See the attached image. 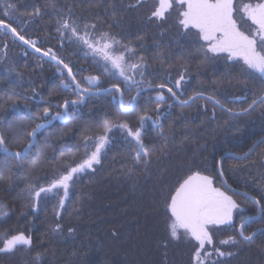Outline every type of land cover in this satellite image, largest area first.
Segmentation results:
<instances>
[{
  "label": "trees",
  "instance_id": "1",
  "mask_svg": "<svg viewBox=\"0 0 264 264\" xmlns=\"http://www.w3.org/2000/svg\"><path fill=\"white\" fill-rule=\"evenodd\" d=\"M252 1L255 0L235 3ZM7 3H13L16 10L7 9ZM133 5L136 0H0V20L18 31L23 29L26 38L37 39L64 55L83 75V68L89 70L91 66L63 46L57 32V21L73 18L75 12L85 22L95 24L98 31L135 47L152 68H163L158 80L175 81L178 64L182 63L201 88L212 79L218 83L204 93L225 108L239 112L248 107L259 82L246 78V66L241 70L243 88L237 87V62L230 66V73L216 74L215 69L220 66L208 64L198 50L203 43L197 36L184 45L182 36L178 38L167 20L149 19L157 1L144 0L142 5ZM34 8L40 10L39 15H29ZM5 11L8 16L3 15ZM66 98L77 97L61 86L54 65L33 57L0 29V130H14L9 132V148L16 151L26 145V134L43 120V108L56 112ZM139 108L125 113L106 95L86 97L70 109L69 123L55 122L41 130L24 168H13L11 183L0 181V246L5 237L19 233L31 237L32 243L17 246L12 252H0V264H195L197 242L186 237L183 230L178 239L171 238L165 203L177 179L186 175L188 169L210 175L214 185L232 195L239 205L233 212L234 227L213 229L214 246L226 255L214 253L206 264H264V231L253 243L241 241L237 232L241 219L259 214L256 221L264 230V214L260 212L264 207V140L253 148L264 138V107L234 117L212 102L201 108L174 104L162 121L163 135H158L160 129L151 125L144 130L143 137L152 152L148 165L134 163L131 139L116 130L109 136L101 163L74 180L63 209L59 207L62 190L42 193L38 202L28 195L32 191L28 183L36 188L46 185L61 170L58 161L62 156H84L78 149L85 130L98 132L106 121L123 120L136 128L138 117L144 115ZM154 108L153 102L149 112L152 116H156ZM17 135L26 137L23 145L14 138ZM37 156L45 159L47 166L32 176L29 173ZM3 164L4 154L0 153V175H7ZM223 179L240 195L228 191ZM252 197L261 203L258 205ZM229 236L239 242L220 243Z\"/></svg>",
  "mask_w": 264,
  "mask_h": 264
},
{
  "label": "snow or ice",
  "instance_id": "2",
  "mask_svg": "<svg viewBox=\"0 0 264 264\" xmlns=\"http://www.w3.org/2000/svg\"><path fill=\"white\" fill-rule=\"evenodd\" d=\"M143 3L144 0H136V5H142ZM6 8L13 11L16 10L13 3H7ZM174 8H178L179 15L176 22L182 32L186 35H196L199 40L204 42L203 45H199L198 50L203 53L205 59H208V54L211 53L213 56L225 54L226 60L242 61L248 70L246 78L259 82V89L252 94L248 107L241 109L239 112L225 108L219 100L212 96L207 97V99L211 100L213 104L219 105L234 117L247 114L258 107H264V0H257L255 3H244L239 9L235 6V0H158V4L151 12L149 19L166 21L167 15ZM238 11L242 12L244 17L251 21V25L255 27L247 32L241 30L234 15ZM69 12H71V9H69ZM39 14L40 10L38 8H34L33 12L29 13V15ZM3 15L8 16L9 12L5 11ZM57 23L59 24L57 32L62 38L65 37L66 33H70L69 39L74 38L93 55L100 56L104 61L110 63L112 68L116 69L126 81L133 80V77L129 75L130 72L140 70V74L143 75L144 58L127 56L126 54L133 53L134 49L121 44L120 41L110 36L107 32L100 33L98 36L95 35L94 31H90V29L95 30V24L84 23L81 27L70 16L58 20ZM0 29L8 30L16 39L35 49L36 52H41V49L37 47V41L20 35V32L15 27L5 23L4 20H0ZM193 29L195 34L191 32ZM117 45L123 51H120L116 47ZM42 55L56 61L57 65L62 64L63 68L67 70V75L71 77L72 82L75 84L74 91L77 98L64 100L62 107L65 111L63 113L57 112L55 116L47 120L50 123L51 119H59L67 124L70 122L69 106L83 103L86 99L85 93L90 94L91 87L98 84L99 79L96 76H89L86 78L89 87H82L80 82L76 80L70 65L64 63L51 49L43 52ZM85 55H88V52H85ZM57 71L63 75L60 68ZM186 72L187 68L182 67L179 77L174 82L176 89H180L182 82H186ZM62 85L64 88L71 87L70 84L63 81ZM114 87H116L117 91H120L118 86L114 85ZM148 87H152V85L149 84ZM157 87L164 89L166 85L161 83ZM166 90L174 99H179L177 92L173 91L172 87H167ZM181 95L183 94L181 93ZM202 96V92H196L187 100H181L180 102L187 104L189 100H195L197 97ZM8 99L12 100L13 98L8 97ZM157 99L158 101H164L163 93H158ZM121 107H123V99H121ZM129 109L134 111V105L130 104L125 111H129ZM157 111H159V108H157ZM37 116H39V113H37ZM43 117H49V107L43 108ZM138 119L139 126L136 128H132L127 120H123L118 122L106 121L98 132L90 129L85 130V133L81 136L78 149L83 151L84 156L80 159L75 158V153L65 154L67 156L66 159L62 156L58 161V167L61 170L56 172L46 185L36 188L31 183H28V188L32 189L28 195L38 202L42 193L47 194L53 192V190H62L63 197L60 199L59 207L63 209L74 180L86 171H94L95 166L101 163V157L105 154L104 150L110 143L108 133L113 128L122 129L126 132L127 137H131L129 143L135 153L132 157L134 163L140 164L142 162L148 165L151 162V146L146 143L142 131L145 122L152 120V117L144 114L140 115ZM152 123L160 129L158 135H163V128L159 125L158 119L152 120ZM43 127L44 124L36 123L35 127L26 134L27 137H30L27 144L21 146L17 151H12L8 146L9 132H14V130H0V153L4 154L3 166L7 169V175H0V181L11 183L15 174L13 168H24L25 163L31 159L32 149L36 144V135ZM14 138L19 144L23 145L26 137L17 135ZM133 141L134 144H132ZM52 159L55 158L53 157ZM13 162L15 163L13 164ZM46 166L45 159L37 156L32 161L29 174L34 176L37 171ZM220 175H223L222 171ZM24 178L27 179V177ZM252 199L258 205L261 203L255 197H252ZM165 203L166 211L170 214L169 232L171 238L178 239L180 230H183L186 237L197 242L198 246L194 253L195 264H206L214 253L221 257L226 255L224 251L214 246L213 229L224 225L234 227L233 212L239 205L232 195L214 185V180L210 175L204 174L198 169H188L186 175L177 179L174 189L168 194ZM33 207L35 209V205ZM260 212L264 214V207L260 208ZM251 219L253 217H246L240 220L239 236L240 240L245 243H253L257 235L256 231L245 234V226ZM56 230H59V225H57ZM238 242L235 236H229L227 239L220 241L223 245L237 244ZM31 243V237L23 233L15 234L3 239L0 252H12L17 249V246H31ZM206 246L212 247L209 249ZM202 253L203 256L201 255ZM228 255H231V253H228Z\"/></svg>",
  "mask_w": 264,
  "mask_h": 264
},
{
  "label": "flooded vegetation",
  "instance_id": "3",
  "mask_svg": "<svg viewBox=\"0 0 264 264\" xmlns=\"http://www.w3.org/2000/svg\"><path fill=\"white\" fill-rule=\"evenodd\" d=\"M246 3H249V2H246ZM241 5L242 4L235 3V6L238 9L240 8ZM178 15L173 13L174 20H171V24L173 26V29L175 30V34L178 35V38L180 36H182V38H181V43L182 44L185 45L186 43H191V41L194 39V36H196V35H186V34H184L182 32L180 26L176 22ZM234 15H235V18L237 20L238 26L240 28H243L244 31L247 32L250 29H252V28L255 27V26L251 25V21L247 20L246 17H244V14L242 12H239L238 11ZM84 23H87V22L84 21ZM4 31H6L8 33V35L10 36V40L11 39L14 40L13 37H12V35L7 30H4ZM18 32H20V35H23L25 37L23 31L22 32L21 31H18ZM103 32L104 31H102V30L98 31L97 28H95V30H94V34L97 35V36L100 33H103ZM191 32L193 34H195V30L194 29L191 30ZM110 36H112V35H110ZM58 37L60 39V34L59 33H58ZM27 39H31V38H28L27 37ZM197 39H198V37H197ZM31 40H36L37 41V47H39L41 49V51H43V52H45L46 49H52V48L44 45L43 43H41V41H39L37 39H34L33 38ZM60 40H61L62 45L65 46L64 41H62V39H60ZM199 41L204 44L203 41H201V40H199ZM124 45H127V46H129L131 48L133 47L130 44H124ZM23 47L33 57L36 56L39 59H42V60H45L47 62L52 63L54 65V72L60 78V84H62V81L61 80H63V82L68 83L70 85L72 84L70 77L67 75V73L64 72V70L59 65H57L54 62H52L50 59L43 58L42 56H40L39 54H37L36 51H33L31 49H28L25 46H23ZM83 47H85V46H83ZM116 47L119 50H121V48H119V45H117ZM133 48L135 50V47H133ZM52 50L55 52V54L57 55V57H59L61 60L64 61V63H67V64L70 65V67L72 68L73 74L76 76V80L78 82H80L81 86L82 87H88L87 86L88 85L87 82H85V79H86L85 75L87 76V74L80 75V73L76 70V68H73V65L69 61H66V57L64 55L59 54L54 49H52ZM88 52H90V51L88 50ZM177 53H178L177 56L180 57V51L179 50H178ZM138 56L140 57L139 54H138ZM93 57L95 58V60H98L99 66L101 68H103L102 69V71H103L102 74L99 73L98 70H97L98 72L96 73L97 74V77L99 79V83H100L99 84V87H98V90L101 91V90H103L105 88L114 87V85L118 86L119 89H120V91H113V92H109V93H103V95L108 96L111 99L112 104H114V105L117 104L119 106V108L121 109V111L122 112H125V113H127L129 111H132L131 109H129V111H127V112L125 111V109H128L129 105L132 104V105H134V108L140 107L139 110L141 112H143L144 114L151 115V114H149V112L152 111L153 102L155 104L154 113L156 114V116L160 113V111L161 112L162 111H167L168 113H170L171 110L173 109L174 104L180 105L182 107L183 106H189V105H192V106L195 105L196 108L197 107H200V108L201 107H205V105H206L207 102H212L211 100H208L206 97L205 98H202V97L196 98L195 100H192L191 102H188L187 104H182L180 101L181 100H187L189 97L193 96L196 92H202L204 96L206 95L207 97H209V95H207V94L204 93V90L214 89L215 86H219L218 83L214 79H212V80H210V84H207L206 87L204 86V87L201 88L199 86V84H198L197 78L195 76L191 75V71L189 72V70H187V72L185 73L186 82H182L181 88L180 89H176L175 88V83H174L175 81H172V80H169V79L168 80L160 79L159 81H157V80H155V77H153V76L151 77L150 75H148L146 73V71H145V70H147L146 69L147 68V64H149L147 60H146L147 63L144 65V68H143V75L140 74V70H136L135 72H130L129 75L133 77V80L126 81L124 79V77H122V76L119 75V72L116 69H113L112 68V66H111L110 63L104 61L100 56L93 55ZM207 61H208V64L211 67H213L214 64L216 66L217 65L220 66L219 68H216L215 69L216 74H226V73H230L231 72L230 66H234L236 64V62H237L238 69L237 70L235 69L236 71H234V72H238V76H240L239 77L240 82L237 84V87L243 88L242 87L241 70H243V67L242 66H244V65H243V62L242 61L226 60L225 59V54H221L219 56H213V54H211V53L208 54ZM218 61H221V64H218ZM130 62H135V61H130ZM178 65H179L178 66V69H179V74H180V71H181V68L183 67V65H182V63H179ZM58 68H60L62 70L63 75L61 74V72L57 71ZM191 70H192V68H191ZM88 76H91V75L89 74ZM112 76H114V78H112ZM178 77H179V75L177 76V78ZM154 82H159L157 85L163 83V84L166 85V88L161 89V88L157 87V85H155ZM149 84H151L152 87H148ZM62 87H63V85H62ZM167 87H172L173 88V91L177 92V96L179 97V99H174L171 96V94L167 92V90H166ZM74 88H75V86L72 84L70 88H64V89L67 90V91H70L72 93H75ZM158 93H163V95H164V101H158V99H157ZM181 93L183 95H181ZM103 95L102 94H100V95H97V94L96 95L95 94L86 95L85 94L86 97H92V96L102 97ZM133 98H135V99L133 100ZM121 99H123V107H121ZM152 99H153V102H152ZM156 105H158L157 108H159V111H157ZM169 105H171V107H169ZM163 119L161 120V122H160L159 125L162 124ZM61 122H63V121L61 120ZM146 122H145V125H144V128H143V131H142V135L144 133V130L147 127V125H146L147 123ZM150 125L152 127H154V128H158V127L154 126L153 123H151ZM116 130H122V129H116ZM116 130H114L113 132H111L109 134V136L112 133L116 132ZM126 137H127V135H126ZM129 138L131 139V137H129ZM251 151L252 150H250L249 152H251ZM222 181H223V184H224L225 188L228 191L234 192L232 189L229 188L227 182L224 181V179ZM235 194L240 195L239 193H235ZM256 216L257 215L252 216L253 219H251V220H249L247 222V224L245 226V234H249V233H251L253 231H256L257 232V235H259L260 233H262V231H264L262 228L259 227V225H258V223L256 221L257 220V217ZM251 222H253V224H249ZM237 232L239 234V228H238V231Z\"/></svg>",
  "mask_w": 264,
  "mask_h": 264
},
{
  "label": "rangeland",
  "instance_id": "4",
  "mask_svg": "<svg viewBox=\"0 0 264 264\" xmlns=\"http://www.w3.org/2000/svg\"><path fill=\"white\" fill-rule=\"evenodd\" d=\"M154 1H157V4H158V0H154ZM255 2H257V0H255V1H252V3H255ZM173 13L174 14H179V11H178V8H174L168 15H167V21L171 24V20H174V16H173ZM73 18H71L72 20H75L77 23H79L80 25H81V27L83 26V24H84V21L82 20V18H81V16H79L78 14H76L75 12H73ZM173 18V19H172ZM168 25V24H167ZM59 27V26H58ZM241 30H243V28H241ZM90 31H94V30H92V29H90ZM70 36V33H66V35H65V37H61L60 36V39H62V41H64V44H65V46H66V48L67 49H70V50H72L73 52H76V56L78 57L77 59L78 60H83V61H86L91 67H89V70H87V68H83V72H85V73H82V74H87V76L85 75V77L87 78V77H89L88 75L90 74L91 76H97V72L99 71V73H103V71H102V69L103 68H101L100 66H99V62H98V60H95V58L93 57V55H92V53L91 52H88V49H86L85 47H83V45L81 44V43H79L78 41H76L74 38H72V39H69L68 37ZM112 37H114V36H112ZM115 39H117V37H114ZM118 40V39H117ZM119 41V40H118ZM133 48V47H132ZM134 49V48H133ZM120 51H123V49H121ZM85 52H88V55H85ZM127 56H129V57H132V56H136V57H139L138 56V53H137V51H136V49L134 50V52L133 53H131V54H126ZM68 57L70 58V59H72L73 57L72 56H70V55H68ZM141 57V56H140ZM144 61H145V64L147 63L146 62V59L144 58ZM148 61V60H147ZM73 63V62H72ZM149 63V62H148ZM92 67H94V69L95 70H93L92 69ZM147 70H145L146 71V73L148 74V75H150L151 77L153 76V77H155V80H157V81H159L158 80V78H159V76H160V74H162V72H163V68H161V67H151L150 66V64H147V68H146ZM158 69V70H157ZM98 70V71H97ZM157 72H156V71ZM89 71H91V72H89ZM105 74V73H104ZM111 74V73H110ZM112 78H114V76H112ZM61 81H63V80H61ZM59 82H60V78H59ZM159 82H154V84L155 85H157ZM72 85V84H71ZM61 86H62V84H61ZM67 99V98H66ZM74 99H76V98H74ZM70 100H73V99H70ZM62 105H63V103H61L60 104V106H59V110L58 111H52V110H50V108H49V117L48 118H45V117H43V120L40 122V123H42V124H47L48 122H47V120H49L52 116H55L56 115V113L57 112H60V113H63L65 110H64V108L62 107ZM157 106L158 105H156V108H157ZM70 107V109H73L74 107H76V105H70L69 106ZM168 112L167 111H160V113L157 115V116H152V115H149V116H151L152 117V120H157L158 119V123L160 124V122H161V120L165 117V116H168ZM69 119H70V117H69ZM52 120V119H51ZM152 120H149V121H147L146 123V125H147V127H149L150 126V124L152 123ZM55 122H58V123H60L61 122V120H59V119H57L56 121H54L53 123H55ZM116 122H118V121H116ZM53 123H51V124H53ZM61 123H64V121L63 122H61ZM51 124H49L48 126H44L43 128H41L40 130H39V132L37 133V135H36V140H37V137H38V134L41 132V130L42 129H46L47 127H49ZM123 134H125V135H127L126 134V132L124 131V130H120ZM29 139H30V137H29ZM37 142V141H36ZM17 151V150H16ZM2 216V210H0V217Z\"/></svg>",
  "mask_w": 264,
  "mask_h": 264
},
{
  "label": "water",
  "instance_id": "5",
  "mask_svg": "<svg viewBox=\"0 0 264 264\" xmlns=\"http://www.w3.org/2000/svg\"><path fill=\"white\" fill-rule=\"evenodd\" d=\"M4 30H6V29H4ZM8 31V30H7ZM9 32V31H8ZM10 33V32H9ZM11 34V33H10ZM12 35V34H11ZM13 37V36H12ZM13 39L15 40V41H17V42H19L21 45H23V46H25V47H27L28 49H31V50H33V51H35V49H33V48H30L28 45H26V44H24L22 41H20L19 39H16L15 37H13ZM36 41V40H35ZM48 49H46L45 51H47ZM52 50V49H51ZM53 51V50H52ZM54 52V51H53ZM42 53H43V51H41V52H37V54H39L40 56H42L43 58H47V59H50L49 57H47V56H43L42 55ZM55 53V52H54ZM51 60V59H50ZM52 62H54V63H56V61H54V60H51ZM57 64V63H56ZM63 70H64V72L65 73H67V70L66 69H64L63 68V65L61 64V65H59ZM97 77V76H96ZM70 79H71V77H70ZM85 82H87V80L85 79ZM71 83L75 86V84L72 82V80H71ZM99 82H98V84H96L95 86H93V87H91V92H90V94L89 93H85L86 95H92V94H97V95H100V94H102L103 95V93H109V92H113V91H117L116 90V87H109V88H105V89H103V90H98V87H99ZM88 87H89V85H87ZM207 98V96L205 95H203L202 96V98ZM197 98H200V97H197ZM192 100H189V102H191ZM219 106V105H218ZM220 107V106H219ZM224 110V109H223ZM228 112V111H227ZM50 114V113H49ZM248 114V113H247ZM242 115H245V114H242ZM57 119H52L51 120V122L49 123H47V124H44V126H48L49 124H51V123H53L54 121H56ZM116 129H119V128H113L112 129V131L111 132H113L114 130H116ZM111 132H109L108 133V135L111 133ZM264 140V138L263 139H261V140H259L258 142H256V144L253 146V148L254 147H256L258 144H260L262 141ZM225 156H228V155H225ZM224 156V157H225ZM223 157V158H224ZM222 158V159H223ZM221 159V160H222ZM221 162V161H220ZM220 166V165H219ZM225 181V180H224ZM228 187V186H227ZM234 192H236V193H238L237 191H234ZM240 194V193H239ZM260 216V214L258 215V216H256V217H259Z\"/></svg>",
  "mask_w": 264,
  "mask_h": 264
}]
</instances>
